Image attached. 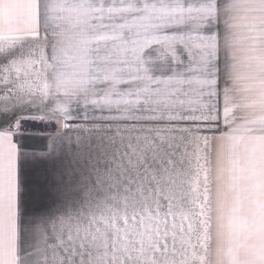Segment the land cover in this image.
<instances>
[{"label": "snow or ice", "instance_id": "obj_1", "mask_svg": "<svg viewBox=\"0 0 264 264\" xmlns=\"http://www.w3.org/2000/svg\"><path fill=\"white\" fill-rule=\"evenodd\" d=\"M0 264H264V0H0Z\"/></svg>", "mask_w": 264, "mask_h": 264}]
</instances>
